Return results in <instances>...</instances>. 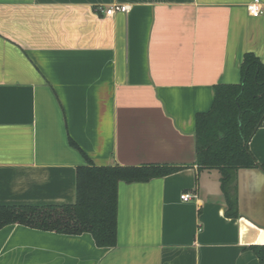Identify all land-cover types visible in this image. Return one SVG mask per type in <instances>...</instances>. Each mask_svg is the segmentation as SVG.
Wrapping results in <instances>:
<instances>
[{
    "label": "crops",
    "instance_id": "obj_1",
    "mask_svg": "<svg viewBox=\"0 0 264 264\" xmlns=\"http://www.w3.org/2000/svg\"><path fill=\"white\" fill-rule=\"evenodd\" d=\"M250 1L0 0V206L73 204L83 165L183 166L119 183L115 246L10 224L0 264H261L264 171L239 169L228 217L219 169L196 162L215 86L242 81L248 52L264 62ZM249 148L264 164V120Z\"/></svg>",
    "mask_w": 264,
    "mask_h": 264
},
{
    "label": "trees",
    "instance_id": "obj_2",
    "mask_svg": "<svg viewBox=\"0 0 264 264\" xmlns=\"http://www.w3.org/2000/svg\"><path fill=\"white\" fill-rule=\"evenodd\" d=\"M264 120V62L248 52L242 81L220 83L208 111L196 115L198 169L217 168L225 194L228 217L239 215L238 171L260 168L249 142ZM183 169V166H79L73 204L0 206V229L10 224L65 234L90 233L99 247L117 244L118 186L121 181L146 182ZM250 248L264 264V245Z\"/></svg>",
    "mask_w": 264,
    "mask_h": 264
},
{
    "label": "built area",
    "instance_id": "obj_3",
    "mask_svg": "<svg viewBox=\"0 0 264 264\" xmlns=\"http://www.w3.org/2000/svg\"><path fill=\"white\" fill-rule=\"evenodd\" d=\"M246 8H247L248 12L250 13V15H252L254 17H259L264 12L263 4L260 0L250 1L247 4ZM129 10H130V6L127 4H114L107 9H103L102 11H104L107 15H112L117 11L128 12ZM181 198L184 201H188L189 199L192 198V195L190 193H184L181 195Z\"/></svg>",
    "mask_w": 264,
    "mask_h": 264
}]
</instances>
